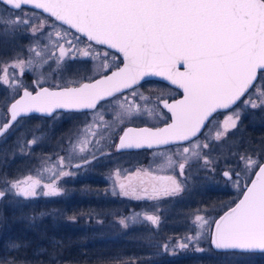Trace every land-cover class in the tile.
Listing matches in <instances>:
<instances>
[{
	"label": "snow or ice",
	"instance_id": "6c2138e0",
	"mask_svg": "<svg viewBox=\"0 0 264 264\" xmlns=\"http://www.w3.org/2000/svg\"><path fill=\"white\" fill-rule=\"evenodd\" d=\"M0 3L16 13L10 19L0 18V29L11 33L23 29L30 32L33 40L27 58L0 61V83L22 90L19 99L6 109L9 118L0 123V136L19 117L31 113L48 116L57 110L92 113L75 138H69L67 162L65 156H58L47 169L49 182L42 183L40 176L32 175L5 180L0 187V201L60 195L58 182L72 175L71 169L91 163L98 158L97 153L105 155L99 147L103 137L96 138L101 128L111 129V123L104 121L101 112L105 105L114 106V122L118 123L153 116L154 110L147 108L150 98L137 92L145 77L165 78L182 89V98L171 103L167 99L159 101L171 114L164 126L121 129L123 134L115 145L117 151L148 148L163 150L161 155L171 153L167 162L173 165L175 175L161 176L144 170L145 179L139 187L120 182L119 170L116 171L118 194L136 200L178 195L183 186L177 176L185 177V168L191 160H202L205 171H215V161L205 151L209 143L201 138L218 110H231L232 114L218 126L212 137L216 141L237 128L240 105L264 109L261 83L264 82V0H0ZM29 6L48 13L61 27L67 28L63 31L53 28L44 33L43 21L37 25L31 17H24V9ZM72 30L75 34L70 36ZM42 34L48 36V42L43 44ZM94 45L106 46L107 50L99 51ZM111 50L119 54V63H115L116 56ZM79 58H99L103 69L99 78L84 77L87 82L75 80L52 89L41 86L42 69L62 75L66 61ZM26 71L37 72L33 91L20 81ZM155 115L161 118L160 114ZM37 143L35 136L28 141L29 146ZM73 151H87L88 156L73 163ZM253 155L257 154L238 155L243 167L239 171L223 172L224 177L241 189L242 198L235 206L211 223L205 216L196 215L193 224L201 231L176 241L171 247L167 243L161 245L163 251L187 249L207 229L215 249L264 253V154L256 159ZM241 172L248 177L246 182H242ZM134 174L140 176L141 172L137 170ZM143 219L156 226L160 223L155 215H144ZM120 223L128 226L124 220ZM11 247L18 249L20 245L14 243ZM196 251L204 249L197 247Z\"/></svg>",
	"mask_w": 264,
	"mask_h": 264
},
{
	"label": "flooded vegetation",
	"instance_id": "af4514ba",
	"mask_svg": "<svg viewBox=\"0 0 264 264\" xmlns=\"http://www.w3.org/2000/svg\"><path fill=\"white\" fill-rule=\"evenodd\" d=\"M0 7L8 12L11 11L10 6L0 3ZM30 8V7H27ZM32 9V8H31ZM34 10V9H33ZM38 11V10H35ZM41 12V11H39ZM15 13V12H14ZM43 14V12H41ZM46 15V14H44ZM50 17L49 15H46ZM51 18V17H50ZM54 20V18H52ZM57 22V21H56ZM60 23V22H57ZM67 27L66 25H64ZM75 34V30H72ZM83 40V38L81 37ZM86 43V41H85ZM3 46H7L6 43L2 42ZM84 43L81 44V48ZM3 46H0L1 48ZM4 47V48H5ZM99 51H106V46H95ZM111 54L116 56L115 63H119L120 56L116 54L114 50H111ZM98 62H101L99 58L87 59L79 58L71 61H66V70L64 72L70 73V80L62 82L60 86H64L66 83H71L72 81L79 80L81 82H86L84 77L97 78L103 72L94 74V67ZM36 78H32L31 84L24 85L28 90H34V83ZM57 84L52 83H42V87L54 88ZM147 85L153 86L148 88L147 94L149 97L155 100L156 114H160L161 118L157 123H149L146 121H138L124 123L121 129L125 126H161L164 125V121L171 114L167 112V109L163 108V105L159 103L161 99H167L172 101L181 96V90L166 83L155 79L146 80L137 86V90L143 88ZM72 86H75L74 84ZM5 91L0 92V102L3 103L2 108L6 109L10 107V104L17 99L21 94L22 90H17L15 88H9L7 85H3ZM3 88V89H4ZM19 93V94H17ZM156 96V98H155ZM131 100V99H130ZM8 103V104H7ZM221 111L214 115L221 116L224 112ZM87 113V114H86ZM6 119L9 118L6 114ZM92 113L87 110L74 112L66 110H57L52 116L42 115V114H29L21 116L18 118L17 122L13 124V127L8 130L2 137H0V152L2 150L9 151L13 156V161L17 167H25L26 172L33 177L44 175V181H48L50 172L47 171L51 168L52 164L57 160L58 156H65L66 162L68 159V143L69 138H75L76 134L80 129L83 128L84 123L91 119ZM5 119V120H6ZM104 121L110 123V116H103ZM20 120L27 121L29 130L31 128L41 127L40 130H31L27 133V145L34 136L36 137L40 133L44 135L38 140L35 145L27 146V151L23 147L21 141L25 135H21L18 131L14 130L17 123ZM214 120V119H213ZM212 120V121H213ZM5 122V121H4ZM167 122H170L168 120ZM209 125V124H208ZM203 130L204 135L207 132V127ZM73 127V133L72 132ZM121 129L117 132L116 138L114 139H103L100 144L103 145L102 148L105 155L100 156L97 153L98 158L93 159L91 163L86 164L78 169H71L72 175L64 177L58 182L61 189V194L57 196H42L38 195L34 198V202H81V203H92L98 210H116L118 214L120 210L126 219H136L134 224H128L125 228L127 233H157L158 235L163 233H189L193 234L197 231H201L198 226L193 224L194 217L196 215H203L211 223V221L217 219V216L221 215L226 209L233 205L238 198L241 196V189L237 188L234 184L231 187L229 185L228 179L223 176V172L227 171L226 165L235 164L236 170L239 171L242 167L241 161L237 162L235 155L228 157V153L232 152L231 147L223 148L220 143L216 140H205L204 136L201 138L202 142L209 143V147L213 150L214 164L213 168L215 171H205L201 166L198 168L196 162H190L185 168V177L177 176V179L181 180L183 191L175 196L161 197L158 200H136L131 197H125L118 194L117 177L115 173L119 170V181L125 184H132L139 187L140 182L143 177V171L148 170L153 172L155 175H175L173 171V165L167 162V156L171 153H164L161 155L163 150L148 149V148H136V149H121L117 151L116 146L119 142V136L122 135ZM28 131V130H26ZM95 131V130H94ZM217 131V130H216ZM214 130L213 137L215 135ZM71 133V134H70ZM70 134V135H69ZM97 136L96 138H98ZM231 139H235L233 144L238 145L239 142L243 141V134L227 135ZM23 138V139H22ZM92 138V137H89ZM105 138V136H104ZM99 139V138H98ZM242 139V140H240ZM13 142L14 146L3 148V142ZM95 142V141H94ZM91 147V146H88ZM228 152V153H227ZM88 156L87 151L80 153L79 151H73L71 157L73 163L81 162L85 157ZM90 158V157H88ZM228 158L234 160L228 163ZM209 159L211 156L209 155ZM173 160L175 157L173 156ZM42 161H47V163H42ZM203 164L202 160H199ZM159 166V168L157 167ZM226 166V167H225ZM21 167V168H22ZM140 170L141 175L137 176L134 173ZM243 181L245 182L244 176ZM226 179L227 181L223 180ZM184 179H187V183H183ZM2 187V185H0ZM114 189H116V194H114ZM39 191V190H38ZM106 211V210H105ZM136 214H139L138 216ZM144 215H155L159 216L160 223L158 226L153 225L150 221L143 219ZM108 218L107 215L100 217ZM211 217H213L212 220ZM91 221V220H90ZM86 223V218H85ZM91 225V224H90ZM99 226L93 225L92 227H87L85 230L97 229ZM204 233H208L207 229L203 230ZM209 234V233H208ZM210 235V234H209ZM210 239V238H209ZM168 244V242H166ZM210 245L211 239H210Z\"/></svg>",
	"mask_w": 264,
	"mask_h": 264
},
{
	"label": "rangeland",
	"instance_id": "374dc122",
	"mask_svg": "<svg viewBox=\"0 0 264 264\" xmlns=\"http://www.w3.org/2000/svg\"><path fill=\"white\" fill-rule=\"evenodd\" d=\"M16 13H11L10 11L6 12L4 11L1 7H0V18L3 19H10L11 17H13ZM25 18L31 17L33 22L36 23L37 25H39L41 23V21H43L45 27H44V33H48L53 31V28H55V30L57 31H63L64 29H66L67 27L65 26H60V23H57L56 21L52 20V18L42 14L39 11H35L31 8H25L24 9V13H23ZM74 34L73 32L70 33V36ZM6 43L7 46H3V44H0V46H3L2 48L0 47V61L2 62H9L11 61L13 58L15 57H20V58H27L28 56V48L32 46L33 40L31 37L30 32L24 31L23 29L15 32V33H11L8 32L4 29H0V43ZM48 42V36L46 34H42L41 35V43H45ZM5 47V48H4ZM81 47V45H80ZM84 47V45H83ZM101 62H98L97 65L94 67V74H98L99 72H101L103 69L101 68ZM54 67V66H53ZM44 69H47V65L44 66ZM11 73V69L9 70ZM43 71V75L41 76V79L43 80V83H52V84H60L62 82H65L66 80H70V73L64 72L63 70V74L62 75H57V72H49V71H44L43 69L41 70ZM62 71V70H57ZM32 78H37V72L36 71H26L23 76L20 77V81L22 82L23 86L27 85V84H31L28 81L32 82ZM262 84H264V82H261ZM153 86L151 85H147L143 88H140L137 90L138 94L143 95L145 97H149V94H147V89L148 88H152ZM3 84L0 83V92L5 91V88L3 89ZM154 98V97H153ZM150 98V102L147 104V108L154 110V115L153 116H143L142 118H134L131 122H135L136 120L138 121H146L149 123H157L160 119L156 118V112H155V107H156V102L154 99ZM156 98V96H155ZM129 99H132L131 96H129ZM137 103H143L141 101H137ZM8 104V103H7ZM3 103L0 102V123H3L6 119V112L4 111L5 109L2 108ZM240 112V120L238 122V126L236 129L230 130L229 133L227 135H236V134H243V141L239 142L238 145H240L239 147L236 146V144L232 143V140L234 142L235 139H231L227 136H225L223 139L217 141V143H220V145L223 148H229L231 147L232 152H227L229 155L228 157H230L231 155H235V159L237 162H239L238 160V155H252L253 152H255L257 155H253V159L258 158V155L260 154H264V109L261 108H256V109H251L247 106L244 105H240V107L237 109ZM115 108L113 105H105L104 109L101 110L103 116L105 117L106 115L110 116V123H111V129L108 131H104L103 128H101V130H99L97 132V136L103 137V139H114V137L116 138V134L117 132L121 129V126L124 123H130V121L125 120L123 123H118V122H114V113H115ZM232 111L229 110L228 112H224V114H222L221 116H217L207 127V132H205L204 137H207V140L211 141L212 137H213V132L214 130H218V126L223 124V121L227 118L228 115H231ZM92 117V116H91ZM85 124V123H84ZM84 126V125H83ZM38 127L36 128H31L29 130V126L27 125V121L25 120H20V122L17 123L16 127L14 128V130H19L18 132L21 135H25L23 138H25L24 140L21 141L23 147H25V151H27V133L30 132L31 130H36ZM40 126H39V130H40ZM28 130V131H26ZM73 133V127H72V132ZM70 133V134H71ZM69 134V135H70ZM44 135V133H40L39 135H37L36 137L38 138V140ZM105 136V138H104ZM22 138V139H23ZM242 140V139H240ZM100 141H102V139H100ZM100 147H103L102 144H100ZM213 149V148H212ZM210 147L208 150H205L209 153V155L211 156V159L214 160L213 156H214V152ZM234 159V160H235ZM71 160H75L74 157H71ZM234 160H231L228 158V163L226 164H230V162L234 163ZM191 164L192 162H196L198 164H196L198 166V168H200L202 166V163L199 162V160H191L190 161ZM227 166V167H226ZM225 167L228 170H236V165L235 164H231V165H226ZM26 167V166H25ZM25 167H22V169H24ZM243 167V165H242ZM19 170V169H18ZM227 170V171H228ZM242 175L244 176V173L241 172ZM29 173L25 171H21L20 173L16 174L14 177L11 178H1L3 180L0 179L1 181V185H3V182L5 180L7 181H13L16 179H23L24 177L28 176ZM42 177V179L45 178V176L42 174L40 175ZM245 182L247 181L248 177L244 176ZM224 181H227L226 179L223 178ZM43 182V180H42ZM229 185L232 187L233 183L231 181H229ZM44 183H47L46 181H44ZM59 187V185H58ZM35 204L34 200H24L23 198H19V200H13V199H7L4 201L0 202V217L3 215L4 210L9 207L12 208V205L14 206V204L16 205H20V206H26V205H30V204ZM106 210V211H105ZM105 210H101V209H95L93 208V210H91L89 212L88 215L85 216L86 218V223H83L85 226L83 228H87V227H92L94 224H96L95 226H99V228L95 229L98 230L100 232V234L102 235H98V237L102 240H107L106 238H116L118 240H122L125 239L126 237L128 239H130L132 241V239H135L137 234L138 236L142 237V234L144 235L143 238L148 240V242H152L149 246V248L151 249V252H156L157 256H161V255H165L166 257L172 256V257H183V258H193V257H201V256H208L209 258H207V262H209L210 264H264V257L261 259H257L255 258L256 256H253L249 253H241L239 251H219V252H213L212 251V247L210 245V235L208 233H204L203 235H201L199 241L195 244V245H190L187 249H177L175 252L172 251H168L165 252L163 251V249L160 247L161 245L165 244L166 242H168V244L170 245V247L172 245H174L176 243V241L178 240H182L183 238L189 236V235H195L196 233L193 234H189V233H163V234H159L161 236V238H157V233H131V234H127V232L125 231V228L120 221L124 220L125 223L128 225L130 224H134L135 222V218L128 220L124 217L123 212H121L122 210H120L119 213H121L122 215L120 216L118 214V211L116 210H110V209H105ZM82 215V214H81ZM84 215V214H83ZM103 215H107L108 218H106V216L104 217H100ZM91 219H93V221H90ZM213 217H211L210 220H212ZM93 224V225H90ZM124 233H123V232ZM106 232V233H105ZM128 235V236H127ZM142 245L143 243L141 242V240L139 241ZM147 242V241H146ZM199 247L201 249H204V251H196V248ZM196 257V258H197ZM199 264H204V262H201Z\"/></svg>",
	"mask_w": 264,
	"mask_h": 264
},
{
	"label": "trees",
	"instance_id": "16d2710c",
	"mask_svg": "<svg viewBox=\"0 0 264 264\" xmlns=\"http://www.w3.org/2000/svg\"><path fill=\"white\" fill-rule=\"evenodd\" d=\"M3 143V148L14 146L11 141ZM21 167L15 165L9 151L0 152V179L26 170ZM93 208L98 209L92 203L61 201L7 207L0 217V264H210L209 255L189 259L157 256L150 251L152 242L144 239L143 234H137L132 241L127 237L102 240L98 235L103 233L83 228L85 216ZM14 243L20 247L12 248ZM249 254L258 260L264 257V253Z\"/></svg>",
	"mask_w": 264,
	"mask_h": 264
},
{
	"label": "water",
	"instance_id": "95a60500",
	"mask_svg": "<svg viewBox=\"0 0 264 264\" xmlns=\"http://www.w3.org/2000/svg\"><path fill=\"white\" fill-rule=\"evenodd\" d=\"M30 7V6H29ZM31 8V7H30ZM35 10H38V11H41L42 12V10H39V9H35ZM43 14H46V15H49L48 13H44L43 12ZM58 22V21H57ZM115 51V50H114ZM122 66V65H121ZM181 70H183L182 68H181ZM97 78H99V77H97ZM152 79H155V81L156 80H159V81H163V82H166V83H168V84H170V85H172V86H174V87H176V88H178V86H176V85H173V84H171V82L170 81H168V80H166L165 78H163V77H161V76H148V77H145L140 83H142V82H144V81H146V80H152ZM87 82V81H86ZM49 88V87H48ZM50 89H52L51 87H50ZM179 89V88H178ZM181 91L180 92H182V89H180ZM30 91V90H29ZM22 95V94H21ZM20 97V96H19ZM19 97L17 98V99H19ZM182 98V94H181V96L180 97H178L177 99H181ZM15 101V100H14ZM13 101V102H14ZM172 101H169V103H171ZM11 105V104H10ZM235 107V106H234ZM221 111H227V110H218V112H221ZM217 112V113H218ZM31 114H33V113H31ZM36 114H42V115H46V114H44V113H36ZM216 113H214V115H215ZM29 115V114H28ZM25 116V115H24ZM20 118V117H19ZM162 126H164V125H161V126H157V127H162ZM128 127H133V128H137V127H153V126H148V125H140V126H133V125H131V126H128ZM0 137H2V136H0ZM119 143V142H118ZM127 149V148H126ZM128 149H136V148H128ZM254 178V177H253ZM240 198H242V196H240L239 198H238V200L240 199ZM238 200L236 201V202H238ZM235 206V203L233 204V205H231L229 208H231V207H234ZM228 208V209H229ZM228 209H226L224 212H226ZM224 212L221 214V215H223L224 214ZM221 215H219V216H217V219L221 216ZM212 247L214 248V246L212 245ZM215 249V248H214ZM216 251H232V250H218V249H215ZM259 254H260V252H258Z\"/></svg>",
	"mask_w": 264,
	"mask_h": 264
}]
</instances>
